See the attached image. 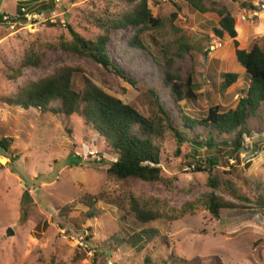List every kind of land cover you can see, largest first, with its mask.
Listing matches in <instances>:
<instances>
[{
  "label": "rangeland",
  "instance_id": "374dc122",
  "mask_svg": "<svg viewBox=\"0 0 264 264\" xmlns=\"http://www.w3.org/2000/svg\"><path fill=\"white\" fill-rule=\"evenodd\" d=\"M25 1H32L26 6H35L39 14L27 17L28 23H0V138L14 139L9 152L0 149V264H145L147 255L153 264H164L173 254L184 258L186 264H264V211L249 218L223 210L219 219L213 218L201 203L212 191L207 184L209 174L180 169L169 134L162 142L164 181H139L127 189L107 177L112 157L104 153L105 141L93 134L81 117L44 116L37 110L6 104L5 100L16 96L28 82L71 66L83 70L74 80L77 89H82L87 77L148 117L152 109L148 90L161 80L146 52L129 46L136 34L132 27L113 34L109 52L123 73L137 82L135 86L87 58L54 49L47 52L42 66L25 69L21 78L12 79L32 45L69 40V26L87 39H96L102 34L99 19L133 8L126 0H41L48 8L42 10L40 1ZM210 1L226 6L233 15L240 49L249 51L254 44L264 49V0ZM244 2L258 11L246 9ZM148 6L163 25L143 31L141 42L159 61L172 59L182 76L191 68L195 71L198 99L185 102L184 110L199 118L217 106L222 111L234 109L249 87V76L232 58L233 40L227 34L217 38L214 19L193 10L184 0H149ZM18 7L19 0H0V14L17 18ZM225 73L239 76L230 88L222 87ZM159 92L173 122L179 125L168 92ZM245 144L258 152L249 167L245 166L248 157L241 154L239 160L222 158L213 173L225 176L223 172H228L226 177L244 191L243 179L249 178L261 183L264 192V135L247 138ZM207 156L202 153L203 158ZM127 192L148 201L161 214L147 225L159 233L141 250L112 246L115 236L132 235L143 228L126 204L112 203ZM216 192L233 201L228 194ZM101 193L111 201L97 204L101 217H95L94 222H82L78 230L61 217V207L84 195ZM74 209L86 210L81 205Z\"/></svg>",
  "mask_w": 264,
  "mask_h": 264
},
{
  "label": "trees",
  "instance_id": "16d2710c",
  "mask_svg": "<svg viewBox=\"0 0 264 264\" xmlns=\"http://www.w3.org/2000/svg\"><path fill=\"white\" fill-rule=\"evenodd\" d=\"M33 1H40L42 10L48 9L44 1ZM184 1L193 10L214 19L216 25L213 33L217 38L221 39L227 34L234 42L236 59L234 55L232 58L249 76V87L234 109L222 111L217 106L210 108L206 116L199 118L190 116L184 110L185 102L198 99L199 86L195 83V71L191 68L186 76H182L174 67L172 59L165 58L164 62L159 61L154 56V52L141 42L139 35L143 31L159 29L163 25L161 20L153 17L148 6L149 0H126L133 6L131 10H126L121 15L99 19L97 25L102 34L96 39H87L69 26L71 36L69 40L62 38L51 44L32 45L26 51L19 68L14 71L12 79L21 78L25 69L42 66L47 59V52L54 49L87 58L135 86L137 82L123 73L113 62L109 52V43L113 34L118 30L132 27L136 30V34L129 41V46L136 51L146 52L161 78L158 85L148 90L152 98L150 116L141 114L131 105L109 95L87 77L84 78L82 89H77L74 80L78 74L83 73V70L71 66L56 68L48 76L28 82L16 96L5 101L11 108L37 110L44 116L53 114L81 117L88 129L105 141L104 153L112 157L107 177L127 189L139 181L147 183L164 181L162 142L169 134L175 143L174 157L179 168L183 170L188 167L192 168L194 173L209 174L207 184L212 191L202 197L201 203L212 217L219 219L221 212L227 210L250 218L264 211L262 184L254 183L245 177L244 191L226 177L229 175L228 172H223L225 176L213 172L222 164V158L239 160V156L245 154L248 157L245 166L249 167V161L257 156L258 152L254 151V148H249L245 141L255 135H264V49L257 44H254L249 51L239 48L235 19L226 6L210 0ZM30 2L32 1L19 0L18 17H11L12 23H28L27 15L39 14L34 9L35 6L31 8L26 6ZM243 6L258 11V7L252 4L244 2ZM4 15L0 14V23H5ZM238 79L236 73H225L222 87L230 88ZM160 89L168 92L179 125L173 122L170 110L160 96ZM13 142L14 139L11 137L0 138V149L9 152ZM204 152L208 154L206 158L202 157ZM216 191L228 194L233 201ZM25 198L28 201L27 193ZM107 200L111 201L102 193L87 194L61 207L60 215L74 223L79 230L80 223L87 221L92 223L95 217H101L97 204ZM114 200L115 203L118 201L126 204L129 214L143 228L132 235L115 236L112 246L144 249V246L159 233L158 230L147 225L161 218V214L148 201L130 192L118 195L112 203ZM76 205H81L86 210H76L74 209ZM192 205L187 206L192 207ZM89 241L90 237L85 238V242ZM145 264H153L151 256H146ZM164 264H186V260L173 254L164 260Z\"/></svg>",
  "mask_w": 264,
  "mask_h": 264
},
{
  "label": "built area",
  "instance_id": "2783aa9c",
  "mask_svg": "<svg viewBox=\"0 0 264 264\" xmlns=\"http://www.w3.org/2000/svg\"><path fill=\"white\" fill-rule=\"evenodd\" d=\"M26 17H29V16L27 15ZM3 20H4V21H10V20H11V17H10V16H6V15H4V16H3ZM219 47H221V44H220Z\"/></svg>",
  "mask_w": 264,
  "mask_h": 264
},
{
  "label": "water",
  "instance_id": "95a60500",
  "mask_svg": "<svg viewBox=\"0 0 264 264\" xmlns=\"http://www.w3.org/2000/svg\"><path fill=\"white\" fill-rule=\"evenodd\" d=\"M13 234V231L12 230H9V235H12Z\"/></svg>",
  "mask_w": 264,
  "mask_h": 264
}]
</instances>
